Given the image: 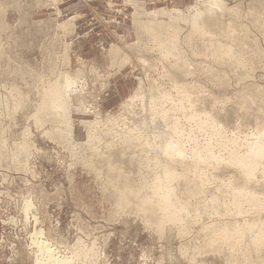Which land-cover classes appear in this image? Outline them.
Wrapping results in <instances>:
<instances>
[{"label": "rangeland", "instance_id": "obj_1", "mask_svg": "<svg viewBox=\"0 0 264 264\" xmlns=\"http://www.w3.org/2000/svg\"><path fill=\"white\" fill-rule=\"evenodd\" d=\"M132 1L138 4L132 5ZM132 1L128 4L125 0H93L86 8V46L80 48L79 45L75 47L76 43H73L71 38L73 25L70 18L68 19L69 11L64 10L63 14L58 12L56 16L51 14V10H54L59 2H61V8H67L66 0H0V264H48L46 253L42 254L39 248L42 244L51 246L52 256L57 257L56 259L61 258L60 260L66 259L67 264H235L239 260L241 262L238 263L243 262L244 264V255H248L247 251L252 252V255L249 252L252 260L264 263V248L251 249L253 245L249 243L250 236L241 237L231 230L226 242L223 239L214 238L213 243L214 235L211 237L209 234L220 225L231 226L232 224L239 227L244 222L260 225L264 222V209L251 208L250 204H242V214H237L232 206L234 202L230 200L231 195L228 192L230 190L229 188L225 190L226 184L231 178L235 179L237 173L236 166L231 163H228L230 165L225 164V160L229 158L228 151L230 153V149L236 147L239 152L245 151L248 145L252 144L250 142L257 140V132L260 131L261 134L264 132V0H222L223 9L217 7L218 9L216 8L212 13L202 15L197 26L192 25L188 19L195 11L206 10L209 5L206 0ZM196 7L199 9L197 10ZM162 8L169 11L173 17L172 20L169 21V17L166 16L168 14L158 13ZM173 9L178 10L176 12ZM159 21L164 23L161 29H156L157 32L153 26ZM165 23H175L172 29L178 26L179 30L173 29V32L171 30L169 32L171 28H167ZM188 36L190 37L187 38ZM216 47L218 49L221 47L222 50L218 51ZM222 47L227 50L231 48L239 61L236 62L235 58L233 60L230 54L224 55ZM112 49L116 51L113 52ZM213 50L218 51L215 53L218 58ZM79 51L85 55L79 57ZM220 51L224 56L221 53V57L217 55ZM67 73L77 75V80L79 79L81 84L77 83L75 92L69 93L68 101H70H67V103L71 102L70 109L68 108L71 120L67 118L72 124L70 135H67L66 119L57 117V121L62 123L58 122L60 129L63 131L65 128L63 132L71 139L70 141H67L65 133L63 134L59 127H56L58 125L54 123V119L49 118V115L45 113L46 121H44V116H38L41 111L37 113L35 111L40 106L43 93L48 92L49 85L54 81L62 82L63 74ZM176 84L182 85L177 86ZM175 87L181 88L183 94L181 89V91L176 90ZM165 92L168 94V96L165 95L166 97L162 96ZM160 93L162 95H159ZM81 95L82 97H79ZM152 96H156V103L154 99L151 100L154 98ZM160 96L165 99L169 97L170 100H164V102ZM132 97L134 98L131 100ZM79 103L84 104L82 108L79 107ZM125 103L129 107L125 106L127 105ZM178 105L185 107V112ZM73 108H78L79 112ZM154 112L155 114L159 112L160 116L157 115L161 117L160 122L164 120L165 123V118L168 116L165 124L169 128H175V131L178 130L170 134V137L174 135L171 138L172 141L179 135L178 141L186 150L184 151L185 158H180L182 165L177 160L174 161L171 165L176 164L171 167V171L174 169L181 174L183 164H185V170L181 174L185 176L183 173L188 171L187 167L195 161L189 160L194 153L199 156L198 158L216 156H214L215 159L208 157L211 160L205 158V161H201L202 163L204 161L203 164L199 161L198 169L197 166L194 169V166L190 165L198 171H194L189 166L188 173L191 175L193 173L192 177L199 183L196 182L198 187L195 185L194 188L189 187L194 181L190 174L185 176L188 181L192 178L190 184L182 179L183 177L179 179L181 176H174L178 178L177 180L173 178L169 186L175 188L174 195L180 203L186 201V205L190 204L185 211L189 214H183L186 219H180V223L177 222L179 225L176 222L174 224L166 222L167 225L164 224L163 232L156 230L154 223L157 219L153 216L154 214L142 206L143 199L150 197L148 196L151 194L149 186L151 188L155 186L152 183L154 176L161 175L162 177L166 167L165 162L161 161L165 160V155L153 150L156 148L150 149L151 146H147L149 142H153L152 147L154 143L157 145L160 137H157L159 138L157 141L156 136L158 133L164 134L163 130L166 132L168 128L159 122L154 125L156 123L153 122L154 120L159 121L156 120L158 117L154 115ZM134 113L135 117H138L134 120L136 122H133ZM195 113L203 116L196 114L195 117ZM209 113L217 119L216 122L212 120V124L209 122L211 126L208 124L210 118H206L209 117ZM36 115L44 122H38L34 118V116L37 117ZM119 115L127 116L121 118ZM192 116L194 117L191 121ZM198 116L200 117L199 123H197ZM188 117L190 118L187 119ZM140 119L145 120L147 125L145 121L141 124ZM129 120L133 123L129 124ZM137 120L140 121H138L140 125ZM134 123L138 125L135 127ZM206 123L208 125H205ZM198 124L210 128L205 129L204 126L201 130L198 129L201 128ZM138 126L139 129L141 126H146V129L141 127L143 135L139 129L136 131ZM132 129L139 134L135 136ZM180 129L181 132H179ZM45 132L46 134L49 132L47 135L50 137L45 135ZM88 132L91 136L93 134V137L90 136V141ZM128 133L131 139L125 140ZM87 134L88 139H86ZM94 137L100 140V144L98 142L96 144L97 139H92ZM135 137L139 140H135L137 139ZM121 138L123 142L126 141L124 144ZM86 141L89 143L92 141V144L88 143L90 146H87ZM108 141L110 143L107 144ZM142 141H146L145 143L148 141V143L143 145ZM235 142H238L236 147ZM113 145H116L115 148ZM142 145L147 146V153L149 149L153 150L149 151L151 155L156 152L157 157L152 158L149 153L145 154L146 148ZM67 146H72L71 149L75 147L73 148L75 150L71 151ZM92 147L100 149V152L98 150L95 152ZM193 148H196L194 153L191 151ZM139 149L141 153L144 151V155L143 153L140 155ZM109 153L113 156L111 157ZM103 157H106V160ZM217 157L218 160L223 158L219 160L220 163H217L219 161L215 163ZM148 158L152 160L150 163L147 162L148 160L144 161ZM154 158L158 159L157 162L161 164H154L156 161ZM127 159L129 166H127ZM210 161L211 164H209ZM146 162L151 167L147 166ZM107 165L109 168L111 165L114 166L111 170ZM123 168L124 170L127 168L125 170L127 173ZM150 168L157 172H152ZM201 168L202 171H199ZM260 168H264V159L261 160L258 169ZM197 172H201L199 176ZM122 174L124 175L121 177ZM201 174L203 176H200ZM238 174L240 176L239 172ZM254 176L256 178L253 177L249 186L258 197L264 198V176L262 177L260 172H255ZM158 177L155 178L159 179ZM125 178H129L127 180L136 189L140 185V191L133 193L136 196L129 191L128 195L126 194L128 199L125 198L122 201L117 196L119 195L117 189H113V186L115 182L117 187L122 186ZM145 180L146 184H150L147 187ZM116 185L115 188H117ZM166 186L168 185H164ZM142 187L148 189L144 191ZM184 191L186 194H183ZM129 194L136 198L131 199L132 196L129 197ZM190 194H192L191 197ZM141 196L145 197L142 199ZM181 199L183 202L180 201ZM187 200L190 201L187 203ZM124 201L126 204L127 201L131 203L125 205ZM151 203L150 206L148 205L149 208H152ZM138 206L146 212L144 211L143 214L142 208ZM189 208L194 210L191 211ZM261 227V229L264 228ZM236 237H240L239 240ZM209 239L213 245H210ZM208 243L210 248L207 246ZM246 243L248 246L245 252ZM212 246L214 249H211Z\"/></svg>", "mask_w": 264, "mask_h": 264}, {"label": "bare ground", "instance_id": "obj_2", "mask_svg": "<svg viewBox=\"0 0 264 264\" xmlns=\"http://www.w3.org/2000/svg\"><path fill=\"white\" fill-rule=\"evenodd\" d=\"M196 1H200V0H196ZM209 2V5H208V7L206 8V10H204V11H201V9H199L198 7H196L197 8V12L195 11V13L194 14H192L191 16H190V18L188 19L189 20V22L192 24V25H195V26H197L198 25V23H199V20H200V18H201V16L202 15H205V14H208V13H212L217 7H224L223 6V3H222V0H206V2ZM193 7H195V5L193 6ZM220 8V9H223V8ZM196 8H193V9H196ZM163 9V8H162ZM161 9V11L160 12H158V13H161V14H168V15H166V16H168L169 17V21L170 20H172L173 19V17H172V15H170V13H169V11H166V10H162ZM218 9V8H217ZM173 10H175L176 12H177V10L178 9H173ZM170 11H172V10H170ZM174 11V12H175ZM192 11V10H191ZM180 13V12H179ZM184 13V12H183ZM192 13V12H191ZM155 14V13H154ZM183 15H185L186 16V14H183ZM182 15V16H183ZM185 16H184V18H185ZM178 17V16H177ZM180 17V16H179ZM183 18V19H184ZM174 19H175V17H174ZM182 19V18H181ZM176 20V19H175ZM179 20V19H178ZM178 22V21H177ZM164 22H161V21H159V22H155V25L153 26V29H161V27H162V24H163ZM176 23V22H175ZM174 23V24H175ZM139 24V23H138ZM141 24V23H140ZM143 24V23H142ZM153 24V23H152ZM165 24H167V23H165ZM174 24H172V23H168L166 26H167V28L169 27V28H171V29H169V32H170V30H171V32H173L172 30L174 29V30H176L177 31V29L179 30V27L177 28H173L172 29V27H173V25ZM144 26H146L145 24H144ZM148 26V25H147ZM150 26V25H149ZM175 26V25H174ZM151 27H152V25H151ZM142 28H143V26H142ZM164 28V27H163ZM154 30V31H155ZM163 30V29H162ZM150 31V30H149ZM153 31V30H152ZM157 31V30H156ZM155 31V32H156ZM158 32V31H157ZM162 32V31H161ZM179 33H180V31H178ZM174 34V33H173ZM177 33L175 32V35H176ZM191 34V33H190ZM178 35H176V37H177ZM190 36H188L187 38H189ZM154 38V37H153ZM173 43V42H172ZM174 47V46H173ZM221 48V47H220ZM219 48V49H220ZM223 48V50L225 51V50H227V49H225L224 47H222ZM227 48H229V47H227ZM216 49H218V47H216ZM219 49H218V51H219ZM220 50H222V49H220ZM112 51L113 52H115L116 50H114V49H112ZM216 51V50H215ZM214 50H213V52H214V55L216 56V54L215 53H218V51H216L215 52ZM224 51H222L223 52V54L225 55L226 54V56L227 55H231L230 57L231 58H233V60H234V58H235V61L236 62H238L239 60L238 59H236V58H238V56L237 55H234L233 53H232V50H231V48L230 49H228L227 50V52L226 53H224ZM112 52V53H113ZM212 52V51H211ZM212 52V53H213ZM2 53V52H1ZM117 53V52H116ZM220 53H221V51L219 52V54H217L218 56L220 55ZM115 54V53H114ZM222 54V53H221ZM222 54V56H224ZM116 55V54H115ZM217 57V56H216ZM220 57H221V55H220ZM218 58V57H217ZM215 59V58H214ZM240 59V58H239ZM77 75H69L68 73L67 74H63V80H62V82H53L52 84H50L49 85V88H48V92L46 91V92H44L43 94H44V96L42 97V99H41V103H40V106L37 108V110H35L36 111V113H37V111H43L41 114L39 113L38 114V116L40 115V117L42 116H44V118L45 119H43L44 121H46V116H45V113H47L46 115L48 116L49 115V118H52V119H54L55 121H54V123L55 124H57L58 126H56V127H59V123H61V122H59V121H57L58 120V118H64V120L66 119V121L67 122H65V125L67 126L66 128H67V130H68V134L67 135H70L72 132H70V131H72L71 129H72V124H71V122L69 121V120H71V119H69V111L70 110H68V108L70 109V106H69V104L71 103H67V101H68V99L70 98L69 97V93L70 92H75V87H76V85H77V83H79V79L77 80V77H76ZM61 78V77H60ZM55 79H56V77H55ZM60 80V79H59ZM61 81V80H60ZM80 84V83H79ZM81 85V84H80ZM177 86H181V85H178V84H176ZM158 87V86H157ZM183 87H184V85H183ZM176 88V87H175ZM179 88V87H178ZM181 89V88H180ZM180 89H177L176 88V90H180ZM153 90V89H152ZM182 90V89H181ZM180 90V91H181ZM184 90H185V88H184ZM2 91V90H1ZM150 91H151V89H150ZM187 91H188V89H187ZM187 91H185V92H187ZM179 92V91H178ZM184 92V93H185ZM175 93H176V91H175ZM181 93L183 94V90L181 91ZM188 93H189V91H188ZM74 94V93H73ZM176 94H178V93H176ZM182 94H178V95H181L182 96ZM190 94V93H189ZM71 95V94H70ZM83 95V94H82ZM82 95L81 96H79V97H82ZM143 95V94H142ZM152 95V94H151ZM159 95H162V93H160ZM165 95H167L168 96V94L165 92L164 93V95H162V96H165ZM184 95H186V94H184ZM73 96V95H72ZM144 96V95H143ZM150 96V95H149ZM162 96H160V99H162L163 98V100L162 101H168V100H170V98L169 97H167L166 99H165V97H162ZM190 96V95H189ZM145 97V96H144ZM152 97H154V98H152L151 100H153L154 102H155V98H156V96H152ZM158 97V96H157ZM162 97V98H161ZM183 97V96H182ZM184 97H186V96H184ZM191 97V96H190ZM189 97V98H190ZM134 97H132L131 98V100L133 99ZM138 98V97H137ZM169 98V99H168ZM3 99V98H2ZM160 99H158V100H160ZM184 99V98H183ZM191 99V98H190ZM19 100V99H18ZM150 100V101H151ZM194 100V99H193ZM21 101V100H20ZM19 101V102H20ZM70 101V100H69ZM68 101V102H69ZM152 101V102H153ZM164 101V102H165ZM173 101H174V99H173ZM190 101V100H189ZM16 102V101H15ZM22 102V101H21ZM20 102V103H21ZM73 102V101H72ZM140 102V101H139ZM146 102V101H145ZM151 102V103H152ZM181 102V101H180ZM17 103H18V101H17ZM24 103H25V101H24ZM156 103V102H155ZM173 103H176V102H173ZM186 103V102H185ZM188 103V102H187ZM192 103V102H191ZM3 104H5V103H3ZM82 104V103H81ZM125 104H127V103H125ZM170 104H171V102H170ZM194 104V103H193ZM16 105V104H15ZM19 105V104H18ZM72 105V104H71ZM82 105H84V104H82ZM82 105H80V103H79V107H81ZM151 105V104H150ZM153 105V104H152ZM157 105V104H156ZM161 105V104H160ZM164 105V104H163ZM176 105V104H175ZM181 105V104H180ZM180 105H178V107L180 106ZM186 105V104H185ZM184 105V106H185ZM188 105V104H187ZM195 105V104H194ZM125 106H128L129 107V105L127 104V105H125ZM142 106V105H141ZM155 106V105H154ZM154 106H153V109H154ZM167 106V105H166ZM182 106V105H181ZM180 106V109H182V110H184V108L185 107H181ZM189 106V105H188ZM17 107V106H16ZM85 107V106H84ZM130 107H131V105H130ZM156 107V106H155ZM170 107V106H169ZM172 107V106H171ZM18 108V107H17ZM82 108V107H81ZM137 108V107H136ZM141 108V107H140ZM168 108V107H167ZM195 108V107H194ZM194 108H193V110H194ZM16 109V108H15ZM73 109H76V108H73ZM88 109V108H87ZM142 110H143V108H141ZM152 109V108H151ZM179 109V108H178ZM177 109V110H178ZM187 109V108H186ZM78 112H79V110H78V108L76 109ZM76 110H74V111H76ZM131 110V109H130ZM130 110H129V113H130ZM158 110V109H157ZM170 110V109H169ZM168 110V111H169ZM192 110V111H193ZM62 111V112H61ZM85 111H86V107H85ZM132 111V110H131ZM144 111H145V109H144ZM153 111V110H152ZM160 111V110H159ZM178 111H181V110H178ZM8 112V111H7ZM58 112V113H57ZM59 112H61V114L59 113ZM134 112V111H133ZM149 112V111H148ZM163 112H165V111H163ZM170 112V111H169ZM184 112H185V110H184ZM210 112V111H209ZM35 113V114H36ZM49 113V114H48ZM57 113V114H56ZM136 113V112H135ZM134 113V119H133V122H136V121H134L135 120V118L137 117H135V114ZM159 113V112H158ZM158 113H156L155 114V112H154V115H156L157 117H158ZM160 113H162V111L160 112ZM168 113V112H167ZM167 113H165V114H167ZM191 113V112H190ZM198 113H199V111H198ZM34 114V115H35ZM58 114H60V116L58 115ZM127 114V113H126ZM133 114V113H132ZM144 114V113H143ZM158 114V115H157ZM165 114H163L164 115V117H166L165 116ZM186 114V113H185ZM184 114V115H185ZM197 113H195V117L197 116V115H200V114H197ZM206 114V113H205ZM205 114H204V116H205ZM212 114V113H211ZM53 116V117H51V116ZM58 115V116H57ZM63 115H65L64 117H63ZM123 115V114H122ZM153 115V114H152ZM162 115V114H161ZM181 115V114H180ZM179 115V116H180ZM186 115H189V114H186ZM209 115V117H206V118H210L209 119V121H208V124H209V122L211 123L212 122V120H216L217 121V119L214 117V115L212 114V116L210 115V113L208 114ZM37 116V115H36ZM35 117L34 116V118H36V120L39 122V121H41L42 119L41 118H39V117ZM124 116H127V115H124ZM123 116V117H124ZM129 116V115H128ZM160 116V115H159ZM182 116V115H181ZM189 116H191V115H189ZM200 116H203V115H200ZM13 117V116H12ZM58 117V118H57ZM111 117V116H110ZM110 117H109V120H110ZM119 117H121V118H123L122 116H120L119 115ZM156 117V118H157ZM173 117V116H172ZM183 117H186V116H183ZM193 117L194 116H192L191 117V121L193 120ZM49 118H47L48 120H50ZM69 120H68V119ZM128 118V117H127ZM138 118V117H137ZM151 118V117H150ZM160 118V119H159ZM163 118V117H162ZM167 118H168V116L165 118V123L168 121L167 120ZM190 117H188L187 119H189ZM198 118V122L197 123H199L200 121H199V116L197 117ZM201 118H203V117H201ZM205 118V119H206ZM212 118V119H211ZM215 118V119H214ZM41 119V120H40ZM51 119V120H52ZM107 119V118H106ZM112 119V118H111ZM126 119V118H125ZM143 119V118H142ZM146 119V118H145ZM164 119V118H163ZM182 119V118H181ZM187 119H185L187 122H189V120H187ZM35 120V121H36ZM63 120V119H62ZM61 120V121H62ZM132 120V119H131ZM151 122H152V120L151 119H149ZM156 120H159V121H153V122H156V123H154V125L155 124H157L158 122L161 124V123H163V124H165L163 121L164 120H162L161 122H160V120H161V117H158ZM174 120V119H173ZM202 120V119H201ZM44 121H41V122H44ZM128 121V120H127ZM138 121L139 120H137V123H138ZM140 121H141V119H140ZM139 121V122H140ZM145 120H143V121H141V124H144L143 122H144ZM190 121V122H191ZM196 121V120H195ZM194 121V122H195ZM205 121V120H204ZM213 121V122H214ZM215 121V122H216ZM53 122V121H52ZM57 122V123H56ZM59 122V123H58ZM81 122H82V120H81ZM114 122H115V120H114ZM121 122V121H120ZM130 120H129V124H130ZM133 122H131V123H133ZM170 122H171V120H170ZM176 122V121H175ZM174 122V123H175ZM203 122V121H202ZM201 122V123H202ZM205 122H207V121H205ZM205 122H203V123H205ZM53 123V124H54ZM83 123H84V121H83ZM87 124L89 123V121L88 122H86ZM123 123V122H122ZM127 123V122H126ZM125 123V124H126ZM135 124V127L139 124L140 125V123H138V124ZM147 122L145 121V124H146ZM172 123V122H171ZM173 123V124H174ZM177 123V122H176ZM193 123V122H192ZM196 123V124H197ZM44 124V123H43ZM62 124V123H61ZM75 124V123H74ZM79 124H81V126L83 125L82 123H79ZM85 124V123H84ZM90 124H92L91 123V121H90ZM96 124V123H95ZM94 124V125H95ZM107 124V123H106ZM124 124V123H123ZM128 124V125H129ZM153 123H151V125H152ZM168 124V123H167ZM170 124V123H169ZM207 123L205 124V125H208ZM212 124V123H211ZM211 124H209V126H211ZM215 124V123H214ZM217 124V123H216ZM45 125V124H44ZM65 125H61V126H64L65 127ZM94 125H92V127L94 126ZM116 125V124H115ZM127 125V124H126ZM127 125V126H128ZM133 125V124H132ZM131 125V126H132ZM147 125V124H146ZM162 125V124H161ZM161 125H160V127H161ZM166 125V124H165ZM174 125H176V124H174ZM193 125V124H192ZM199 125V127H201V128H198V129H201L202 130V128L205 126H200L201 124H198ZM84 126V125H83ZM109 126V125H108ZM149 127H150V123H149V125H148ZM147 126V127H148ZM159 126V125H158ZM167 126V125H166ZM178 126V125H177ZM213 126V125H212ZM55 127V128H56ZM96 127V126H95ZM94 127V128H95ZM110 127V126H109ZM130 127V126H129ZM128 127V128H129ZM142 127V126H141ZM141 127H140V129H139V126H138V128H137V130L136 131H138V129L141 131L142 129H141ZM145 127V128H144ZM144 127H142V128H144V129H146V126H144ZM152 127V126H151ZM159 127V128H160ZM165 127V126H164ZM168 127V126H167ZM172 127V126H171ZM176 127V126H175ZM180 127V126H179ZM178 127V128H179ZM198 127V126H197ZM206 128L205 129H209L210 127H208V126H205ZM214 127V126H213ZM212 127V128H213ZM121 128V127H120ZM156 128H157V125H156ZM166 128V127H165ZM173 128V127H172ZM172 128H167L166 130V132H165V130H163L164 131V134L163 133H158V135L156 136V138L157 137H160V140H159V138H157V145H155L156 143H154V147H152V143L151 142H149V145L147 144L148 143V141H147V143H145L144 141H142V143L144 142V144L143 145H146L147 144V146H151L150 147V149L152 148H156V149H153V150H156L157 151V153L158 152H160V153H163L164 155H165V160H161L162 161V163H164V164H166L165 166V168H164V173H162V177H161V175L158 177L157 175H155L154 176V173H156V172H154L153 171V169L151 170V168H150V170L152 171V172H154L153 173V176H154V180H153V184L155 185H151L153 188H151L149 185V183H147L146 184V180H145V184H146V187H147V185L149 186V190H151L150 192H151V194H148V196H150L149 198L147 197V195H145L147 198H144L143 199V197H145V196H141V198L144 200H141L140 199V201H143V204H142V206H143V208L145 209V210H148V212H150V213H153L154 215L153 216H155V219H157V221H156V223H154V224H156V230H161L162 231V229H163V226H165L164 224L166 223V222H168V223H177L180 219H182V218H184L185 216H183V214L184 213H186L187 215L189 214V213H187V212H185L186 211V209H187V206H190V204L188 203L189 201L187 200V203L189 204H185L186 203V201L184 202V203H180L179 202V200H178V198L176 199V197H175V195H174V189L175 188H171L169 185L172 183V179L174 178H176V177H174V176H181V174H182V172H184V170H185V164H183V166L184 167H182V169L183 170H181L182 172H181V174L178 172H176L174 169L171 171V167H173L174 166V164H176V163H174L173 164V166L171 165L174 161L176 162V160H177V162H180V161H182V159H183V157L185 158V153H184V151H186V150H184L183 149V147H181V143L178 141L179 139H178V136H177V138L175 137V140H173L172 141V136H174V135H171V137H170V134H172L173 132L172 131H174V133L175 132H177V131H175V128L174 129H172ZM220 128V127H219ZM59 129H60V127H59ZM62 129H63V127H62ZM84 129V128H83ZM90 129H91V127H90ZM115 129V128H114ZM125 129V128H124ZM129 129H131V128H129ZM128 129V130H129ZM149 129V128H148ZM183 129V128H182ZM193 129V128H192ZM195 129V128H194ZM204 129V128H203ZM61 130V129H60ZM64 130H65V128H64ZM63 130V131H64ZM127 130V131H128ZM162 130L160 131V132H162ZM213 130H215V127H214V129ZM59 131V130H58ZM62 131V130H61ZM61 131H60V134H61ZM62 131V132H63ZM91 131H92V129H91ZM112 131H116V130H112ZM132 131H134V129H132ZM136 131H134L135 132V136H137L136 134H139V133H136ZM155 131V130H154ZM197 131H199V130H197ZM206 131V130H205ZM49 132H50V134H49ZM47 134H49V135H51V131H49ZM121 132H122V130H121ZM142 132V131H141ZM140 132V133H141ZM149 132V131H148ZM147 132V133H148ZM156 132V131H155ZM179 132H181V129H180V131ZM260 132V131H259ZM259 132H257V134H256V137H258V138H256L257 140H255V141H252V142H250V143H252V144H250V145H248V147H247V149L245 150V151H243V152H239L238 150H236V145H237V143L238 142H235L236 144H235V147L236 148H231L230 149V153H229V151H228V154H229V158L227 159V161H229V162H227L226 160H225V164L227 163H231V164H233L234 166H236L235 168H236V172L238 173H240V176H239V174L237 175V173L235 174L236 175V178L235 179H232L231 178V180H233V182H231V180L228 182V184H226V189L225 190H227L228 188H229V190L230 191H228L229 193V195H231V197H230V200H232V202H234V204L232 205V206H234V209H235V212H237V214L239 213L240 215L242 214V204H244V203H246V204H250L251 205V208L253 207V208H256V209H261V208H263L264 209V198H260V197H258L257 196V194L254 192V191H252V188H250V183H251V181L254 179V178H256L254 175H255V172H260V174H261V176L263 177L264 176V168H260V169H258V167H259V165H260V163H261V160H263L264 159V139H261L262 137L264 138V132H262V134L261 133H259ZM24 133V132H23ZM65 132H63V134H64ZM88 133H90V132H88ZM131 133V132H130ZM166 133V134H165ZM173 133V134H174ZM216 133V132H215ZM26 134V133H25ZM46 134V132H45V135H47ZM100 134V133H99ZM116 134V133H115ZM122 134H124V133H122ZM129 134V133H128ZM134 134V133H133ZM142 135L144 134L143 132L141 133ZM180 134V133H179ZM183 134V133H182ZM56 135V134H55ZM65 135V138H66V140L68 141L70 138L68 137V136H66V133L64 134ZM109 135V134H108ZM113 135H114V133H113ZM132 135V134H131ZM181 135V134H180ZM259 135L261 136L262 135V137H259ZM48 136V135H47ZM73 136V135H72ZM90 136H91V133H90V135H89V141H90ZM96 136V135H95ZM101 136V135H100ZM125 136V135H124ZM145 136H146V134H145ZM149 135H147V137H148ZM48 137H50V136H48ZM52 137V136H51ZM64 137V136H63ZM67 137H68V139H67ZM87 138L86 139H88V134H87V136H86ZM91 137H93V134H92V136ZM97 137V136H96ZM96 137H94V138H92V139H97ZM102 137V136H101ZM133 137V136H132ZM139 137V136H138ZM138 137H135V138H137V139H135V138H133V139H135V140H139L138 139ZM180 137V136H179ZM64 138V139H65ZM103 138V137H102ZM101 138V139H102ZM126 139L125 140H129V139H131V137H130V134L127 136V137H125ZM129 138V139H128ZM174 138V137H173ZM253 138V137H252ZM148 139V138H147ZM153 138H151V140H152ZM177 139V140H176ZM187 139V138H186ZM209 139H211L210 137H209ZM254 139V138H253ZM71 140V139H70ZM69 140V141H70ZM116 140V139H115ZM120 140V139H119ZM121 140H122V138H121ZM120 140V141H121ZM124 140V142H126ZM144 140V139H143ZM145 140H146V138H145ZM193 140V139H192ZM191 140V141H192ZM59 141V140H58ZM89 141H86V144H88L89 143ZM100 141V140H99ZM98 141V139H97V141H96V144H97V142H98V144H100V142ZM102 141H104L103 139H102ZM106 141V140H105ZM118 141V140H117ZM134 141V140H133ZM153 141V140H152ZM194 141V140H193ZM198 141V140H197ZM208 141V140H207ZM92 142V141H91ZM90 142V143H91ZM122 142H123V140H122ZM124 142H123V144H124ZM135 143H136V141H134ZM182 142V141H181ZM210 142V141H209ZM77 143V142H76ZM83 143V142H82ZM89 143V144H90ZM106 143V142H105ZM108 143H110V141H108L107 142V144ZM112 143H114V142H112ZM119 143V142H118ZM121 143V142H120ZM119 143V144H120ZM127 143H129V142H127ZM132 143V142H131ZM137 143H139V141L137 142ZM180 143V144H179ZM193 143H195V142H193ZM223 143V142H222ZM225 143V142H224ZM249 143V142H248ZM70 144V143H69ZM68 144V145H69ZM71 144H74V143H72L71 142ZM79 144V143H78ZM81 144V143H80ZM87 145V146H90V145ZM92 144V143H91ZM95 144V143H94ZM95 144V145H96ZM119 144H118V146H119ZM126 144V143H125ZM133 144V143H132ZM141 144V143H140ZM140 144H139V146H140ZM151 144V145H150ZM196 144V143H195ZM225 144H227V143H225ZM229 144H230V142L228 143V146H229ZM233 145H234V142L232 143ZM95 145H94V147H95ZM129 145H130V143H129ZM143 145H142V147H143ZM207 145V144H206ZM208 145H209V143H208ZM241 145V144H240ZM240 145L238 146V147H240ZM247 145V144H246ZM70 146V145H69ZM81 146H83L82 144H81ZM92 146V145H91ZM97 146V145H96ZM104 146H106V145H104ZM108 146V145H107ZM114 146V145H113ZM116 146V145H115ZM115 146H114V148H115ZM131 146V145H130ZM130 146H125L126 148H128V147H130ZM136 146H137V144H136ZM136 146H135V148H136ZM147 146L146 147H143V148H146V150H144L143 148L141 149V150H144V151H146V153L145 154H147L148 155V153H149V151L151 152V151H153V150H148V153H147ZM204 146H205V144H204ZM224 146V145H223ZM227 146V147H228ZM68 147V146H67ZM66 147V148H67ZM72 147V146H71ZM71 147H68V148H70L71 149ZM78 148H79V145L77 146ZM85 147H86V145H85ZM103 147V146H102ZM112 147V146H111ZM131 147H133L134 148V146H131ZM188 147V146H187ZM203 147V146H202ZM208 147V146H207ZM234 147V146H233ZM73 148H75V147H73ZM72 148V149H73ZM77 148V149H78ZM93 148V147H92ZM92 148H91V150H92ZM101 148V147H100ZM104 148V147H103ZM106 148V147H105ZM117 148V147H116ZM133 148H130V149H133ZM205 148V147H204ZM209 148H210V145H209ZM213 149H214V147H212ZM225 148H226V146H225ZM229 148V147H228ZM227 148V149H228ZM72 149H71V151H72ZM84 149V148H83ZM82 149V150H83ZM87 149H89L88 147H87ZM94 149V151L96 152V150H98V149H95V148H93ZM102 149V148H101ZM122 149V148H121ZM129 149V150H130ZM139 149V151H140V155L144 152V151H142V153H141V150ZM194 149H196V148H193V150H191L192 152L194 151ZM203 149V148H202ZM207 149V148H206ZM212 149V150H213ZM73 150H75V149H73ZM100 150V149H99ZM98 150V151H99ZM104 150H106V149H104ZM103 150V151H104ZM112 150V149H111ZM114 150V149H113ZM118 150V149H117ZM116 150V151H117ZM120 150V149H119ZM198 150V149H197ZM229 150V149H228ZM97 151V152H98ZM107 151V150H106ZM105 151V152H106ZM123 151V150H122ZM135 151H136V149H135ZM210 151V150H209ZM100 152V151H99ZM111 152V151H110ZM115 152V151H114ZM131 152V151H130ZM134 152V151H133ZM190 152V151H189ZM196 152V151H195ZM205 153L207 152V151H204ZM74 153V155L76 154V152L74 151L73 152ZM102 153V152H101ZM100 153V154H101ZM122 153V152H121ZM123 153H125V151L123 152ZM137 153H138V151H137ZM157 153L155 152V154H154V152L152 153L153 155H156V156H153V155H151L150 153H149V155H151V157L153 158V157H157ZM159 153V154H160ZM194 153V152H193ZM72 154V153H71ZM99 154V153H98ZM103 154V153H102ZM108 154V153H107ZM110 154V153H109ZM139 154V153H138ZM158 154V155H159ZM190 154L192 155V153L190 152ZM208 154V153H207ZM209 154H211V152L209 153ZM208 154V155H209ZM73 155V154H72ZM143 155H144V153H143ZM161 155V154H160ZM163 155V156H164ZM190 155V156H191ZM194 156H192V158L191 157H189L190 159L189 160H195L192 164H190V165H192V166H194V169H195V167L198 165V163H200L202 160H204L205 158H208V157H210V156H208V157H206L205 156V158L202 156V157H200V158H198L199 156H197L196 155V153H194L193 154ZM97 156H99V155H97ZM105 156H106V154H105ZM110 156L112 157L113 155H111L110 154ZM114 156H115V153H114ZM162 156V157H163ZM215 156V155H214ZM214 156H212V157H214ZM220 156V155H219ZM96 157V156H95ZM107 157V156H106ZM105 157V158H106ZM109 157V156H108ZM116 157H117V155H116ZM139 157V156H138ZM145 157V156H144ZM161 157V156H160ZM160 157H159V159H160ZM212 157H210V158H212ZM216 157V156H215ZM215 157H214V159H215ZM74 158V157H73ZM100 158V157H99ZM99 158H97V159H99ZM104 157H103V159H105ZM110 158V157H109ZM118 158V157H117ZM116 158V159H117ZM151 158V159H152ZM168 158V159H167ZM180 158H182V159H180ZM186 158H187V156H186ZM26 159V158H25ZM135 159V158H134ZM136 159H137V157H136ZM138 159H140V157L138 158ZM137 159V160H138ZM144 159V158H143ZM154 159H156V158H154ZM153 159V161H155ZM209 159V158H208ZM214 159L212 160L213 162H214ZM217 160L215 161V163L217 162V161H221V159H223V158H219V160H218V157L216 158ZM86 160V159H85ZM84 160V161H85ZM95 160H96V158H95ZM106 160V159H105ZM118 160H119V158H118ZM121 160V159H120ZM122 160H124V159H122ZM126 160V159H125ZM130 160V159H129ZM148 160V161H147ZM185 160V159H184ZM183 160V161H184ZM191 160V161H192ZM198 160V161H197ZM209 160H211V159H209ZM209 160H207V161H209ZM88 161V160H87ZM86 161V162H87ZM108 161H109V159H108ZM107 161V162H108ZM114 161V160H113ZM141 161V160H140ZM143 161V160H142ZM144 161H147V162H151L150 160H149V158L148 159H146V160H144ZM144 161H143V164H144ZM158 161V159H156V163L154 162V164H161V162L159 163V162H157ZM200 161V162H199ZM205 161V160H204ZM204 161H203V163H204ZM220 161L219 162H217V163H220ZM82 162H83V160H82ZM81 162V163H82ZM99 162H101V160L99 161ZM112 162V161H111ZM115 162V161H114ZM118 162H121V161H118ZM123 162V161H122ZM132 161H130V164H132L131 163ZM138 162V161H137ZM146 162V164H147V166L149 165V163H147ZM212 162V163H213ZM104 163H105V161H104ZM126 163V162H125ZM124 163V164H125ZM127 163H128V165L127 166H129V162H128V159H127ZM181 163V162H180ZM183 163H186V162H183ZM189 162H187V165H189L188 164ZM202 163V162H201ZM202 163V164H203ZM214 163V164H215ZM222 163H224V161L222 162ZM83 164V163H82ZM90 164V163H89ZM89 164H88V166H89ZM92 164V163H91ZM106 164H108V163H106ZM112 164V163H111ZM114 164H116V163H114ZM140 164H142L141 162H140ZM140 164H138V166L140 165ZM142 164V165H143ZM152 164H153V162H152ZM151 164V165H152ZM163 164V165H164ZM201 164V165H202ZM206 164V163H205ZM204 164V166L205 167H207L206 165ZM208 164V163H207ZM209 164H211V161H210V163ZM224 164V165H225ZM85 165V164H84ZM86 165H87V163H86ZM102 165H104V164H102ZM109 165V164H108ZM108 165H107V167H108ZM117 165V164H116ZM115 165V166H116ZM137 165V164H136ZM179 165V164H178ZM180 165H182V163L180 164ZM189 165V166H190ZM219 165H221V164H219ZM224 165H222V166H224ZM228 165H230V164H228ZM87 166V167H88ZM114 165H111V167H113ZM118 166V165H117ZM132 166V165H131ZM150 166V165H149ZM158 167H159V165H157ZM156 166V167H157ZM189 166L187 167V170L188 171H185V173H183V175H187V174H190V173H188L189 172ZM199 166V165H198ZM198 166H197V169H198ZM233 166V167H234ZM94 167V166H93ZM106 167V168H107ZM109 168V169H111L112 170V168ZM120 167H122V165L120 166ZM124 167V166H123ZM125 167H126V165H125ZM142 167V166H141ZM151 167V166H150ZM153 167V166H152ZM156 167H155V169H156ZM157 167V168H158ZM162 167V165L160 166V168ZM164 167V166H163ZM209 167V166H208ZM97 169H98V167H96ZM107 168V169H108ZM128 168V167H127ZM126 168V169H127ZM130 168V167H129ZM145 168H147V167H145ZM149 168V167H148ZM147 168V169H148ZM154 168V167H153ZM159 168V169H160ZM175 168V167H174ZM181 168V167H180ZM190 168L191 169H193L191 166H190ZM203 168V167H202ZM202 168H201V170H199V171H202ZM220 168V167H219ZM99 169H102V168H99ZM106 169V170H107ZM122 169V168H121ZM120 169V171L122 172V170ZM125 169V170H126ZM141 169V168H140ZM154 169V170H155ZM163 169V168H162ZM193 169V170H194ZM200 169V168H199ZM123 170H124V168H123ZM124 170V171H125ZM157 170V169H156ZM192 170V171H193ZM204 170V169H203ZM258 170V171H257ZM260 170V171H259ZM96 171V170H95ZM110 171V170H109ZM142 171V170H141ZM150 171V172H151ZM180 171V170H179ZM192 171H191V173H192ZM194 171H198V170H194ZM112 172V171H111ZM113 172H115V170L113 171ZM112 172V173H113ZM118 172H119V169H118ZM126 172V171H125ZM159 172V171H158ZM187 172V173H186ZM127 173V172H126ZM161 173V172H160ZM201 172H197L196 174L199 176V174H200ZM121 174V173H120ZM164 174V175H163ZM116 175H118V176H120L119 174H117L116 173ZM124 174H122L121 175V177L123 176ZM128 175V174H127ZM126 175V176H127ZM191 175V174H190ZM196 175V176H197ZM117 176V177H118ZM125 176V177H126ZM152 176V175H151ZM185 176H181V177H179V179H181L182 177V179H184V180H186V181H188L187 179H185ZM193 176V173H192V175H191V177ZM196 176H195V178H196ZM198 176H197V179H198ZM200 176H203L202 174L200 175ZM212 176V175H211ZM214 176V175H213ZM158 177L159 179H156V178ZM254 177V178H253ZM178 178V177H177ZM177 178H176V180H177ZM188 178V177H187ZM193 178V177H192ZM192 178H189V180L190 181H188V183L190 184L191 183V179ZM113 179V178H112ZM115 179H116V177H115ZM115 179H113V180H115ZM126 179V178H125ZM127 179H129V178H127ZM126 179V180H127ZM119 180V179H118ZM123 180V179H122ZM124 181L125 183L122 185V186H120V187H117V185L114 183V188L113 189H117V193L119 194V195H117V196H119L120 197V199H122V201H123V199H128L127 198V195H128V193H129V191L130 192H132V194L135 192V191H137V190H139L140 191V185H139V187H138V189H136L135 187H133L132 186V183L129 181V180H127V181ZM193 180H194V178H193ZM121 181V180H120ZM152 181V180H151ZM174 181V180H173ZM236 183H235V182ZM123 182V181H122ZM149 182H150V180H149ZM177 182V181H176ZM193 183H191L192 185H189V187L190 186H193L192 188H194V185L196 186L197 184H196V182H197V180H194V181H192ZM195 182V183H194ZM200 182V181H199ZM203 182V181H202ZM117 183H118V181H117ZM120 183V182H119ZM140 183V182H139ZM142 183V182H141ZM184 183V182H183ZM198 183V182H197ZM121 184V183H120ZM120 184H118V185H120ZM131 184V185H130ZM199 184V183H198ZM201 184V183H200ZM203 184V183H202ZM115 185H116V187L117 188H115ZM160 185H162V187H160ZM164 185H168V186H166V187H164ZM177 185V184H176ZM185 185V184H184ZM188 185V184H187ZM187 185H186V188H187ZM141 186H143V184L141 185ZM201 186V185H200ZM137 187V186H136ZM145 187V186H144ZM145 187V188H146ZM185 187V186H184ZM183 187V189H185ZM196 187H198V186H196ZM195 187V188H196ZM202 187V186H201ZM200 187V188H201ZM143 188V187H142ZM148 189V188H147ZM147 189H142V190H147ZM188 190H189V188H187ZM191 189V188H190ZM196 189H198V188H196ZM203 189H204V187H203ZM188 190L186 191V192H188ZM128 191V192H127ZM190 191V190H189ZM195 191V190H194ZM194 191H191V193H193ZM178 192V191H177ZM183 192V191H182ZM186 192L184 191V193L183 194H186ZM195 192H197V190L195 191ZM199 192H200V190H199ZM218 192V191H217ZM138 193V192H137ZM136 193V194H137ZM146 192H144V194H145ZM127 194V195H126ZM131 194V193H130ZM130 194H129V197H131L132 196V198L131 199H133V198H136V197H134V196H136V195H131L130 196ZM142 194V193H141ZM181 195H182V193H180ZM187 194H189V193H187ZM193 194H195V193H193ZM220 194V193H219ZM126 195V196H125ZM191 195L192 194H190L189 196L191 197ZM117 196H116V198H117ZM140 195H138V197H139ZM185 196V195H184ZM227 196V195H226ZM186 197H188V196H186ZM194 197V196H193ZM140 198V197H139ZM138 198V199H139ZM137 199V200H138ZM180 199V198H179ZM217 199V198H216ZM134 200V199H133ZM184 200V199H183ZM126 201V200H125ZM125 201H124V204L125 205H127L128 203H131V202H128L127 201V204L125 203ZM154 202V203H151V202ZM180 201H182V199L180 200ZM135 202H137V201H135ZM148 202H150L151 203V205H152V208L150 207L149 208V206H150V203L148 204ZM183 202V201H182ZM122 204H123V202H121ZM121 203H120V205H121ZM138 203L141 205V203L138 201ZM137 203V204H138ZM119 205V204H118ZM119 205V206H120ZM149 205V206H148ZM223 205V204H222ZM221 205V206H222ZM117 206V205H116ZM192 206V205H191ZM224 206V205H223ZM231 206V205H230ZM229 206V207H230ZM136 207V206H135ZM194 207V206H193ZM197 207V206H196ZM225 207H227V206H225ZM138 208H142V207H139L138 206ZM138 208H137V210H138ZM143 208L141 209L142 211H143V214H144V211L145 210H143ZM192 208V207H191ZM223 208V207H222ZM190 209V208H189ZM227 209V208H226ZM124 210V209H123ZM150 210V211H149ZM191 210V209H190ZM194 209H192L191 211H193ZM197 210V209H196ZM233 210V209H232ZM141 211V212H142ZM188 211V210H187ZM229 211V210H228ZM256 212L258 211V210H255ZM146 212V211H145ZM147 212V213H148ZM189 212V211H188ZM227 212V211H226ZM230 212V211H229ZM234 212V211H233ZM140 213V212H139ZM146 213V214H147ZM194 213H196V212H194ZM231 213V212H230ZM121 214V213H120ZM137 214H138V212H137ZM149 214V213H148ZM236 214V213H235ZM193 215V214H192ZM195 215V214H194ZM25 216V215H24ZM150 216V215H149ZM152 217V216H151ZM194 217V216H193ZM197 217H198V215H197ZM146 218V217H145ZM144 218V219H145ZM153 219H154V217H153ZM184 219H186V218H184ZM263 219V218H262ZM182 221V220H181ZM191 221V220H190ZM146 222H147V219H146ZM149 223V222H148ZM179 223H180V221H179ZM182 223V222H181ZM261 223V222H260ZM153 224V223H152ZM178 224V223H177ZM166 225H167V223H166ZM179 225V224H178ZM149 226H151V225H149ZM235 226V225H234ZM232 224H231V226L230 225H220V226H218V227H215V229H214V227H213V229H214V231L213 230H211V231H213V233L212 232H210L209 234H211V237H212V235H214V237H212L213 239L214 238H218V240H221V239H223V241H225L226 242V240L229 238V234H230V231L231 230H234L235 231V233L237 234V235H239V236H241V237H244V236H250V245L252 244L253 246H251L252 248L251 249H257V248H259V247H262V248H264L263 246H264V228L263 229H261L262 227L261 226H263L264 227V222H263V224H254V223H245L244 222V224H242V226H239V227H234ZM155 227V226H154ZM174 227V226H173ZM181 228V227H180ZM172 229V228H171ZM180 230V229H179ZM208 230V229H207ZM160 231V232H161ZM163 232V231H162ZM179 232V231H178ZM185 232V231H184ZM38 233H40V232H38ZM234 233V234H235ZM35 234V233H34ZM163 234V233H162ZM161 234V235H162ZM235 234V235H236ZM245 234H247V235H245ZM244 235V236H243ZM210 236V235H209ZM207 237V236H206ZM210 238V237H209ZM211 238V239H212ZM227 238V239H226ZM236 238H238V237H236ZM240 238V237H239ZM239 238H238V240H239ZM37 239V238H36ZM105 239V238H104ZM211 239H209V243H210V245L212 244L211 242H210V240ZM225 239V240H224ZM235 240H237V239H235ZM241 241V240H240ZM43 242V241H42ZM104 242V241H103ZM212 242L214 243L215 242V239H214V241L212 240ZM235 242H237V241H235ZM234 242V243H235ZM239 242V241H238ZM98 243V242H97ZM209 243H208V245L207 246H209V248H210V245H209ZM218 243H219V241L217 242V246H218ZM222 243V242H221ZM224 243V242H223ZM35 244V243H34ZM103 244V243H102ZM40 245V244H39ZM84 245V244H83ZM104 245V244H103ZM213 245V244H212ZM215 244H214V246H216ZM246 246H245V252H246V248H247V243L245 244ZM250 245H249V248H250ZM34 246H37V245H34ZM53 246V245H52ZM76 246V245H75ZM222 246V245H221ZM234 246H236L235 244H234ZM51 247V246H50ZM50 247L49 246H47L46 244L44 245V244H42V246L40 245L39 246V248H40V251L42 252V254L43 253H46L45 255L47 256V259H48V261H49V263L48 264H67L68 262L67 261H65V260H60V259H56L57 257H53L52 256V254H51V250H50ZM70 247V246H69ZM94 247V246H93ZM213 247V246H212ZM231 247V246H230ZM232 247H233V245H232ZM71 248V247H70ZM75 248V247H74ZM216 248V247H215ZM221 248V247H220ZM77 249V248H76ZM84 249V248H83ZM89 249V248H88ZM211 249H214V247L213 248H211ZM217 249V248H216ZM234 249V248H233ZM81 250V249H80ZM85 250V249H84ZM208 250V249H207ZM218 250V249H217ZM249 250V249H248ZM71 251H72V249H71ZM75 251V250H74ZM78 251H79V249H78ZM97 251V250H96ZM185 251V250H184ZM256 251V250H255ZM254 251V252H255ZM249 252H251V251H249ZM249 252L247 251V253H248V255L246 254V255H244L245 256V258H244V264H261V261L260 262H257L256 260H252L250 257L251 256H249ZM52 253H54L53 251H52ZM95 253V252H94ZM101 253V252H100ZM256 253H257V251H256ZM264 253V252H263ZM40 254V253H39ZM84 255H85V253H83ZM102 254V253H101ZM183 254V253H182ZM255 254V253H254ZM253 254V255H254ZM251 255H252V252H251ZM42 256V255H41ZM71 256V255H70ZM73 256V255H72ZM92 256V255H91ZM255 256H256V254H255ZM102 257V256H101ZM259 257V256H258ZM42 258V257H41ZM44 258V257H43ZM253 258V257H252ZM257 258V257H256ZM264 258V257H263ZM37 259V258H36ZM91 259V258H90ZM260 259V258H259ZM259 259H258V261H259ZM44 260H45V258H44ZM262 260V259H261ZM46 261V260H45ZM240 261V260H239ZM238 261V262H239ZM92 262V261H91ZM236 262V261H235ZM237 262V263H238ZM241 262V261H240ZM263 262H264V259H263ZM36 263V262H35ZM47 263V262H46ZM70 263H71V261H70ZM72 263H74V262H72ZM76 263V262H75ZM237 263H235V264H237ZM243 263V262H242ZM242 263H238V264H242ZM43 264V263H42ZM234 264V263H233ZM264 264V263H263Z\"/></svg>", "mask_w": 264, "mask_h": 264}, {"label": "crops", "instance_id": "obj_3", "mask_svg": "<svg viewBox=\"0 0 264 264\" xmlns=\"http://www.w3.org/2000/svg\"><path fill=\"white\" fill-rule=\"evenodd\" d=\"M62 1V0H61ZM132 1V0H129ZM125 0L126 3L130 4V2ZM68 3L67 8H61V2L58 3V6L51 10L52 15H57L58 12L63 14L62 11H69L70 15L68 19L72 21L73 30H72V41L76 43L75 47L79 45L80 48L86 46V8L90 6L93 0H66ZM138 4L136 1H132V5ZM74 54L76 53L73 52ZM79 57H81L82 52H78Z\"/></svg>", "mask_w": 264, "mask_h": 264}]
</instances>
